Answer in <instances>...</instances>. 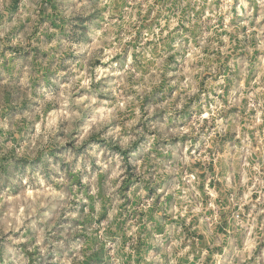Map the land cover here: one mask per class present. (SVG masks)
I'll return each instance as SVG.
<instances>
[{"label": "clouds", "instance_id": "1", "mask_svg": "<svg viewBox=\"0 0 264 264\" xmlns=\"http://www.w3.org/2000/svg\"><path fill=\"white\" fill-rule=\"evenodd\" d=\"M0 264H264V0H0Z\"/></svg>", "mask_w": 264, "mask_h": 264}]
</instances>
